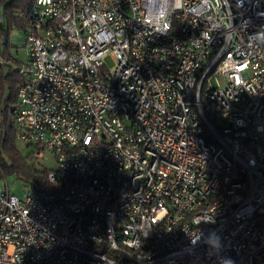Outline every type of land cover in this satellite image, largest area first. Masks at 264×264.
Segmentation results:
<instances>
[{
  "label": "built area",
  "instance_id": "2783aa9c",
  "mask_svg": "<svg viewBox=\"0 0 264 264\" xmlns=\"http://www.w3.org/2000/svg\"><path fill=\"white\" fill-rule=\"evenodd\" d=\"M25 50L14 136L55 167L0 170V264H264V0H32Z\"/></svg>",
  "mask_w": 264,
  "mask_h": 264
},
{
  "label": "trees",
  "instance_id": "16d2710c",
  "mask_svg": "<svg viewBox=\"0 0 264 264\" xmlns=\"http://www.w3.org/2000/svg\"><path fill=\"white\" fill-rule=\"evenodd\" d=\"M32 0H0V55L8 56L7 44L9 28L12 25L23 28L28 21V12ZM3 37L6 44L3 47ZM18 64V63H17ZM20 83L17 69L10 67L5 70L0 65V170L4 176L16 174L19 178L28 181L31 187L46 185L45 169L32 171L15 146L14 127L9 114V107L15 103L16 88Z\"/></svg>",
  "mask_w": 264,
  "mask_h": 264
},
{
  "label": "rangeland",
  "instance_id": "374dc122",
  "mask_svg": "<svg viewBox=\"0 0 264 264\" xmlns=\"http://www.w3.org/2000/svg\"><path fill=\"white\" fill-rule=\"evenodd\" d=\"M7 37V51L9 54L8 56L6 55V58L1 55L3 64L2 67L5 70H7L8 67L15 70L17 68V63H20L26 59L25 31L23 28L17 27L14 24L9 28V33ZM5 44H3L2 46L4 47ZM219 82L220 84L222 83L220 79ZM15 146L27 166H29L32 171L43 170L48 168L51 169L55 167V164L52 160H50L49 162L39 161L38 164H36L33 159L30 158L28 147L21 141L15 140ZM4 179L6 180V185L9 191L20 197L24 194L26 190L30 189V183H32V179L25 181L19 178L15 173L8 176L3 175L1 177V183L3 184Z\"/></svg>",
  "mask_w": 264,
  "mask_h": 264
},
{
  "label": "water",
  "instance_id": "95a60500",
  "mask_svg": "<svg viewBox=\"0 0 264 264\" xmlns=\"http://www.w3.org/2000/svg\"><path fill=\"white\" fill-rule=\"evenodd\" d=\"M4 39H3V44H5L6 43V41H5V37H3Z\"/></svg>",
  "mask_w": 264,
  "mask_h": 264
}]
</instances>
